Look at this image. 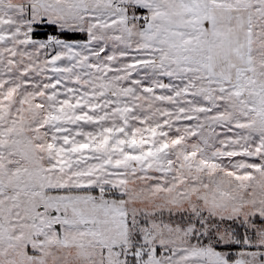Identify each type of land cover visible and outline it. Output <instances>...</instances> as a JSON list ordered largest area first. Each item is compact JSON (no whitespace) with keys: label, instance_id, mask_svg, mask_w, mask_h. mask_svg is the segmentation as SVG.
<instances>
[{"label":"snow or ice","instance_id":"obj_1","mask_svg":"<svg viewBox=\"0 0 264 264\" xmlns=\"http://www.w3.org/2000/svg\"><path fill=\"white\" fill-rule=\"evenodd\" d=\"M0 264H264V0H0Z\"/></svg>","mask_w":264,"mask_h":264}]
</instances>
